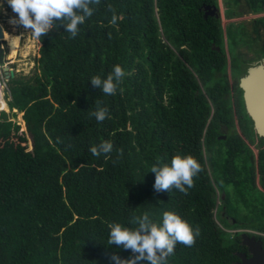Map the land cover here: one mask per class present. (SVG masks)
I'll use <instances>...</instances> for the list:
<instances>
[{"label":"trees","instance_id":"obj_1","mask_svg":"<svg viewBox=\"0 0 264 264\" xmlns=\"http://www.w3.org/2000/svg\"><path fill=\"white\" fill-rule=\"evenodd\" d=\"M220 4L230 19L261 12L264 0ZM204 5L218 1L89 4L93 15L75 38L64 29L69 20L54 22L32 73L9 76L0 109V264L130 260L139 253L109 245L108 225L138 230L145 212L149 224H162L167 211L199 228L195 244L177 243L167 264H233L240 231L222 227L253 229L264 240V138L237 86L249 59L238 47L264 57V16L222 26L219 14L203 17ZM4 54L0 40V65ZM115 65L126 76L105 95L90 79H105ZM105 106L98 123L90 113ZM104 141L112 152L93 156L89 149ZM176 155L201 165L194 186L187 195L156 192L151 167Z\"/></svg>","mask_w":264,"mask_h":264},{"label":"clouds","instance_id":"obj_2","mask_svg":"<svg viewBox=\"0 0 264 264\" xmlns=\"http://www.w3.org/2000/svg\"><path fill=\"white\" fill-rule=\"evenodd\" d=\"M7 6L11 8L14 15L9 23L22 26L34 40L40 42L53 28L54 22L69 20L64 29L70 33L69 38H75L80 29L78 25H83L85 20L93 15V9L89 4H100V0H6ZM219 5V3H218ZM4 10V5L0 4V11ZM108 10L113 12L111 23L116 24L117 16L115 10L109 5ZM82 13V14H79ZM20 37H9L7 41L12 47L20 41ZM126 76L120 65H115L105 79L99 75L92 76L91 85L94 88H101L105 95H115L117 89ZM115 81V82H114ZM75 103V102H73ZM109 114V109L105 106L90 113L96 121L103 122ZM93 156L99 157L101 154L111 153L113 143L104 141L91 147ZM122 155V150H120ZM202 171L201 165L192 156L176 155L172 157L170 163L154 165L150 172L155 174L154 189L156 192H169L176 189L187 195L188 189L194 186L193 178ZM186 186V187H185ZM148 213L142 215L139 221V229L130 231L122 227L119 223L109 224L110 229L108 244L122 246L125 250H132L139 253L138 256L130 260H122L117 255L110 256V264H137L138 261L146 260L148 264H167V258L174 254L177 243L191 247L195 244L199 236V228L193 229L180 216L172 212H164L162 224L146 223ZM240 232L247 229H241ZM143 233V234H141ZM262 234V233H258Z\"/></svg>","mask_w":264,"mask_h":264},{"label":"rangeland","instance_id":"obj_3","mask_svg":"<svg viewBox=\"0 0 264 264\" xmlns=\"http://www.w3.org/2000/svg\"><path fill=\"white\" fill-rule=\"evenodd\" d=\"M217 1H221V0H217ZM0 4L4 5V10L0 11V25L2 27V32H3V38L0 40L3 42V45L5 46V54H4L3 62L0 65V92L2 94L1 100H0V109H1L4 106V104L7 103V99H8V81L7 80L9 78L3 75L2 67L12 70V75L14 76H18L22 78H26L27 76H29L34 69V59L38 55L37 49L39 46V42L34 40L30 35H28V33L25 32L22 26L10 24L9 20L14 15V13L12 12L11 8L7 6L6 0H0ZM218 11H219L220 22L222 26H224L225 23L228 21L236 22L240 20H248L250 18H254L257 16H264V8H263V10L258 13H246V14H242L239 16H235L230 19H226L222 15V7H221L220 2L218 5ZM11 34L18 35L21 39L18 43H15L12 46L11 56H9L8 51H7V45H6L7 41L6 40H7V35L9 36ZM238 49L242 51L243 53L246 52L245 59L246 58L250 59L252 57L250 61H248L249 59L246 60L248 64L252 61H256L259 58H261V56L259 55L258 56L253 55L252 51L246 50L245 47H238ZM262 58L264 59V57ZM13 112H14L15 119L18 120V118H20L21 113L17 112L15 109ZM19 126L21 128V131L23 132L24 131L23 122H22V126L21 125ZM24 135L27 138V142L29 143L30 141H29L28 136L26 135V133H24ZM30 145L31 143L25 146V149H29ZM253 151L255 150L253 149ZM206 168L209 172L208 165H206ZM215 202L216 204H218L219 200L217 199ZM220 209H221V206L219 207V210ZM214 212L217 213V211H214ZM217 224L221 226V224L218 223V221H217ZM222 228L229 234H231L234 231L241 230L239 228L237 229L236 228H225V227H222Z\"/></svg>","mask_w":264,"mask_h":264},{"label":"water","instance_id":"obj_4","mask_svg":"<svg viewBox=\"0 0 264 264\" xmlns=\"http://www.w3.org/2000/svg\"><path fill=\"white\" fill-rule=\"evenodd\" d=\"M264 8V6H263ZM215 16L219 14L215 6L204 5L203 17L206 15ZM2 37V27L0 25V39ZM217 49V47H214ZM5 77L12 76V70L2 67ZM237 86L241 90L243 108L250 119L251 127L257 136L264 138V59L261 57L256 61L250 62L237 78ZM218 137L223 138V135ZM223 197V193H220ZM240 243L244 245L251 253L247 258L241 253H235L239 257L236 264H263L264 248L261 247L260 241L255 240L252 235H247L245 231L239 234Z\"/></svg>","mask_w":264,"mask_h":264},{"label":"flooded vegetation","instance_id":"obj_5","mask_svg":"<svg viewBox=\"0 0 264 264\" xmlns=\"http://www.w3.org/2000/svg\"><path fill=\"white\" fill-rule=\"evenodd\" d=\"M219 214L220 215H224V212H223V208L221 206V209L219 210ZM247 235H252L254 237L255 240H259L260 241V245L262 248H264V240H262L259 236H257V234L259 233L258 231H255L253 229H247ZM240 234V233H239ZM239 245H240V248L239 250H236L234 251V255L236 256V259L233 261V264H236L239 262V257L235 254V253H241L243 254L245 257H249L250 256V252L247 250V248L244 246V245H241L240 243V238H239V241H238ZM264 264V263H263Z\"/></svg>","mask_w":264,"mask_h":264},{"label":"bare ground","instance_id":"obj_6","mask_svg":"<svg viewBox=\"0 0 264 264\" xmlns=\"http://www.w3.org/2000/svg\"><path fill=\"white\" fill-rule=\"evenodd\" d=\"M3 38V33H2V37H1V39Z\"/></svg>","mask_w":264,"mask_h":264},{"label":"built area","instance_id":"obj_7","mask_svg":"<svg viewBox=\"0 0 264 264\" xmlns=\"http://www.w3.org/2000/svg\"><path fill=\"white\" fill-rule=\"evenodd\" d=\"M220 1H218V3H219Z\"/></svg>","mask_w":264,"mask_h":264}]
</instances>
